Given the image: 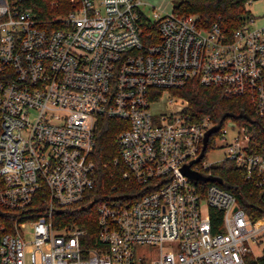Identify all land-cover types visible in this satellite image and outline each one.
Here are the masks:
<instances>
[{"label": "built area", "instance_id": "1", "mask_svg": "<svg viewBox=\"0 0 264 264\" xmlns=\"http://www.w3.org/2000/svg\"><path fill=\"white\" fill-rule=\"evenodd\" d=\"M70 4L45 22L22 0H0V264H249L252 247L259 261L264 220L223 181L184 173L220 177L211 170L228 161L263 196L252 124L196 118L174 91L216 88L264 120V26L251 16L228 35L197 15L151 19L141 0ZM171 94L184 107L150 111ZM102 118L122 122L110 184L92 158ZM229 130L223 162L208 163ZM93 200L92 242L58 225L57 211Z\"/></svg>", "mask_w": 264, "mask_h": 264}, {"label": "trees", "instance_id": "2", "mask_svg": "<svg viewBox=\"0 0 264 264\" xmlns=\"http://www.w3.org/2000/svg\"><path fill=\"white\" fill-rule=\"evenodd\" d=\"M23 7L31 9L43 21L72 11L70 0H22ZM247 0H181L173 6L178 16L197 15L207 24H218L221 30L231 35L251 18L246 8ZM188 103L186 112L198 118L210 114L216 123L232 119L239 123L252 124L253 138L251 147L256 153H264V120L255 116V109L246 98L226 97L221 90L206 88L197 82H190L184 88L174 91ZM120 120L102 118L100 120L92 158L97 166L101 180L110 184L108 173L113 166L111 161L118 156L117 137L120 133ZM211 172L222 178L219 184L232 192L239 204L250 216L264 220V195H260L253 182L248 180L231 162L225 161ZM91 194V193H90ZM99 200L86 201L57 211L61 224L74 223L86 229L93 241L96 232L97 207ZM214 215V212L212 213ZM250 264H264V257Z\"/></svg>", "mask_w": 264, "mask_h": 264}, {"label": "rangeland", "instance_id": "3", "mask_svg": "<svg viewBox=\"0 0 264 264\" xmlns=\"http://www.w3.org/2000/svg\"><path fill=\"white\" fill-rule=\"evenodd\" d=\"M143 2L142 9L146 15L153 19L154 12L160 15H167L173 12V6L176 5L181 0H141ZM247 10L255 17L257 26H264V1L254 0L250 4L246 5ZM176 94V93H175ZM173 99V103H169V100ZM178 107H184V104L174 97V94L165 95L160 101L151 104L150 111L156 115L168 114L170 112H175ZM226 140L217 139L215 141L216 149L212 150L207 157V162L214 165L221 164L224 160V150L227 142H231L235 137V132L230 131L227 134ZM253 253L249 255V264L252 262H257L258 256L262 254L258 248L252 247Z\"/></svg>", "mask_w": 264, "mask_h": 264}, {"label": "water", "instance_id": "4", "mask_svg": "<svg viewBox=\"0 0 264 264\" xmlns=\"http://www.w3.org/2000/svg\"><path fill=\"white\" fill-rule=\"evenodd\" d=\"M215 131H216V129L213 128V129H211V130L207 133V136H206V138H205V142H207L209 135H210L211 133L215 132ZM184 173H185L188 177H190L191 179H194V180H201V181H204V182H205V181H211V182H218V183H221V182L223 181L222 178L217 177V176L203 177V176H201V175L198 174V173H195V172L190 171V170L188 169V167H186V168L184 169Z\"/></svg>", "mask_w": 264, "mask_h": 264}]
</instances>
